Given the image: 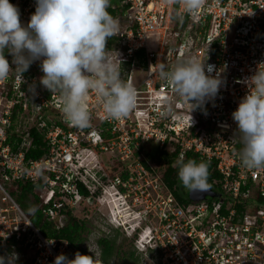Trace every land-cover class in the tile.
Segmentation results:
<instances>
[{
    "label": "built area",
    "instance_id": "built-area-1",
    "mask_svg": "<svg viewBox=\"0 0 264 264\" xmlns=\"http://www.w3.org/2000/svg\"><path fill=\"white\" fill-rule=\"evenodd\" d=\"M12 4L26 26L35 0ZM117 7L122 11L114 17L119 28L110 47L119 53L122 78L137 92L128 116L107 118L90 93V126L70 124L58 94L39 85V61L23 74L24 84L15 72L0 81V255L14 250L17 264H53L57 255L74 259L76 253L67 241L45 238L17 204L10 191L22 183L41 186L43 219L57 228L89 200L105 205L108 222L135 239L136 253L151 262L264 264V169L241 166L232 120L249 94L245 80L264 70V0H203L192 12L183 0H118ZM5 58L14 70L13 57ZM188 58L223 69L224 81L214 100L190 114L157 73L161 63ZM33 82L34 97L27 93ZM12 127L20 137L16 149L8 145ZM32 128L47 145L39 160L25 158ZM148 146L213 165L219 186L211 189L219 197L181 205L146 160Z\"/></svg>",
    "mask_w": 264,
    "mask_h": 264
},
{
    "label": "clouds",
    "instance_id": "clouds-1",
    "mask_svg": "<svg viewBox=\"0 0 264 264\" xmlns=\"http://www.w3.org/2000/svg\"><path fill=\"white\" fill-rule=\"evenodd\" d=\"M203 0H183L186 11L201 7ZM35 12L27 25L20 20L19 9L9 0H0V81L10 72L25 83L23 74L39 61V85L57 93L65 119L79 128L90 126L87 100L94 93L105 116L119 120L136 106V89L121 75V59L107 55L106 43L119 28V22L108 11L111 0H35ZM13 57L14 70L5 55ZM223 69L195 58L178 61L171 66L161 63L157 68L161 80L172 86L176 97L188 105L189 114L214 100L224 83ZM207 73V74H206ZM215 73V75H213ZM247 94L232 113L237 125L235 136L242 145L241 166L250 170L264 169V70L256 69L245 80ZM36 83L28 85L34 97ZM25 94V93H24ZM190 124L192 117L190 115ZM178 178L190 193L210 191L207 162H177ZM35 212V209H32ZM89 250V248H88ZM90 252V250H89ZM13 250L0 255V264H17ZM53 264H103L99 254H74V259L57 255Z\"/></svg>",
    "mask_w": 264,
    "mask_h": 264
},
{
    "label": "trees",
    "instance_id": "trees-1",
    "mask_svg": "<svg viewBox=\"0 0 264 264\" xmlns=\"http://www.w3.org/2000/svg\"><path fill=\"white\" fill-rule=\"evenodd\" d=\"M9 2L12 4L13 0H9ZM108 11L113 17H116L122 10L117 7L114 10L109 8ZM113 42L114 39L111 38L107 41L106 45L111 46V43ZM7 56L11 55L6 53L5 57ZM30 135L32 138V145L27 151L25 158L26 160L42 159L46 155L47 151L45 137L36 128H32L30 130ZM19 141V134L16 135L15 129L14 127H12L10 129L8 145H10L12 149H16L17 143ZM240 147H242V145ZM146 156H148V159L151 161H156L160 164L163 163L164 171L162 173V180L167 189L176 197L181 205L189 204L190 202L185 192V187L182 185L181 181L178 178V153H168L163 150L156 149L155 151H149ZM183 160L185 162L188 160H195L197 162L202 161L200 160V157L198 155H193L191 153H187ZM143 164L146 163L144 162ZM208 171V183L211 185V188H217V186H219V176L214 170V166L209 165ZM40 189L41 186L39 184L33 185L19 183L16 186V189H12L10 192L15 198L17 204L30 217L31 222L35 225L36 228H38L40 233L45 238L67 241L71 249H73L75 252L89 254L85 249L81 247V245H83L87 240V236L90 234V230L86 221L78 219L76 216L69 212L65 214V223L60 228H57V226L53 222L44 220L42 211L39 208L41 202V200L39 199ZM82 189H80V193L84 197H88L89 192L85 189ZM94 198H96V196H94ZM32 209H35L34 213L32 212ZM117 234L118 232L116 233V236L100 237L96 242L99 248L98 250L100 259H102L103 264H112L111 261L114 257L123 258L126 254L128 259L136 263L138 261V258L135 257V254L133 252H123L122 245H117ZM125 243L132 245L133 247L132 240H127V242Z\"/></svg>",
    "mask_w": 264,
    "mask_h": 264
},
{
    "label": "rangeland",
    "instance_id": "rangeland-1",
    "mask_svg": "<svg viewBox=\"0 0 264 264\" xmlns=\"http://www.w3.org/2000/svg\"><path fill=\"white\" fill-rule=\"evenodd\" d=\"M117 5H118V0H111V6L117 7ZM106 49H107V55L111 59H115L116 56L114 54L113 48L106 45ZM136 77L139 80L141 78V73H137ZM156 149L157 148L155 146L150 147V151H155ZM146 158H147L146 160L153 167H155L154 169L156 170V174L162 177V173L164 171L163 163L160 164L156 161H151L148 159V156H146ZM185 192H188V189L185 188ZM85 205L81 206L79 210L77 211L75 210L72 214L76 216L78 219L86 221L89 227L90 234L87 236L88 238L84 242V244L81 245V247L85 249L86 252L99 254L98 252L99 248L96 243L97 240L103 236H116V233L118 232L117 234L118 237L116 238L117 245H122L123 252L124 251L126 253L133 252L135 254V257L138 258V261L134 263L133 261L127 258V254H126L123 258L114 257L111 261L112 264H157L156 262H151L149 257H145V256L137 254L136 251L134 250V247H132V245L125 243L127 242V240H130V239L127 238L126 232L123 230V228H121L120 230H117L108 222V214H107L108 211L105 205H101V203L100 202L98 203L97 201L93 202L91 205L90 204H85ZM138 220L129 222L128 225H130L131 227L133 223L138 222ZM150 222H154V221L150 220ZM57 224L59 225V222ZM132 241H135V239H132Z\"/></svg>",
    "mask_w": 264,
    "mask_h": 264
},
{
    "label": "water",
    "instance_id": "water-1",
    "mask_svg": "<svg viewBox=\"0 0 264 264\" xmlns=\"http://www.w3.org/2000/svg\"><path fill=\"white\" fill-rule=\"evenodd\" d=\"M187 197L189 199V201H202L205 200L207 197H211V198H218L219 195H217L215 192L212 191V189L210 188V191L208 192H203V193H190L189 190L188 192H186ZM90 205L93 203L92 200H89L88 202Z\"/></svg>",
    "mask_w": 264,
    "mask_h": 264
},
{
    "label": "bare ground",
    "instance_id": "bare-ground-1",
    "mask_svg": "<svg viewBox=\"0 0 264 264\" xmlns=\"http://www.w3.org/2000/svg\"><path fill=\"white\" fill-rule=\"evenodd\" d=\"M118 216H116V221L119 222V220L117 219ZM119 218L123 220V218L121 217V215H119ZM148 234V233H147Z\"/></svg>",
    "mask_w": 264,
    "mask_h": 264
}]
</instances>
